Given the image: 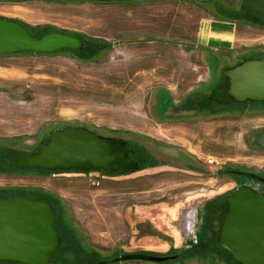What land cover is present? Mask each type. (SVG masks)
I'll list each match as a JSON object with an SVG mask.
<instances>
[{
	"label": "rangeland",
	"instance_id": "rangeland-1",
	"mask_svg": "<svg viewBox=\"0 0 264 264\" xmlns=\"http://www.w3.org/2000/svg\"><path fill=\"white\" fill-rule=\"evenodd\" d=\"M211 17L235 22L232 49L194 47L201 19ZM0 18L23 23L36 37L57 31L102 45L96 52L0 55V168L17 170L0 172V198H56L86 252L104 264H238L206 230L218 233L223 203L215 199L234 189L226 169L264 176V107L209 102L203 118L161 102L180 105L237 53L264 54V0H0ZM207 26L203 21L200 40L216 29ZM67 128L124 141L136 168L15 167L19 156ZM176 151L183 165L169 163ZM191 159L198 170L188 167ZM209 201V219L202 220ZM168 252L183 255L113 261L126 253Z\"/></svg>",
	"mask_w": 264,
	"mask_h": 264
},
{
	"label": "water",
	"instance_id": "water-1",
	"mask_svg": "<svg viewBox=\"0 0 264 264\" xmlns=\"http://www.w3.org/2000/svg\"><path fill=\"white\" fill-rule=\"evenodd\" d=\"M63 49L82 51L84 42L59 32L36 38L18 22L0 18V55ZM226 75L229 94L237 101H264V59L243 62ZM113 146L121 148L124 141L85 128H67L55 131L35 153L19 156L14 164L28 170H133L136 166L127 160L128 154ZM227 203L221 244L241 264H264V195L239 187L227 197ZM55 216L50 202L42 197L12 195L0 200V261L45 264L59 246ZM133 259L165 261L168 257L126 253L114 260Z\"/></svg>",
	"mask_w": 264,
	"mask_h": 264
},
{
	"label": "flooded vegetation",
	"instance_id": "flooded-vegetation-1",
	"mask_svg": "<svg viewBox=\"0 0 264 264\" xmlns=\"http://www.w3.org/2000/svg\"><path fill=\"white\" fill-rule=\"evenodd\" d=\"M233 57H235V58L230 64H226L225 63L226 61H224V63L221 66L218 64L217 67H215L217 69L213 68L211 71H209L210 74L209 73L207 74V81L202 84V89L197 90L191 96H188L184 101L180 102V105H177V106L172 105V100L171 99L169 100V98H167V99L163 100V102H161V106L163 108H166V107H169L171 105V108H168V109L176 111L177 114H180V113L181 114H192L195 112L196 113L195 116L200 115L203 118L204 117L209 118V115H210L209 102L213 103V105L216 107L219 105L226 107L227 104H232V99L234 100V98L229 94L230 81H229V77L226 75V72H228L230 69L236 67L237 65H239L243 62H246L249 60L264 59V54L253 53V54H246L243 56V54L237 53ZM210 81H211V83H210ZM217 83L219 84V87H217L215 89L212 86V88H213L212 89L211 85L215 86ZM211 96H213V97H211ZM214 96H217V97H214ZM226 98L228 99V101H226ZM242 102H244V103H241V104H245V106L248 108H258L260 106L264 107V101H252V100L247 101L246 100V101H242ZM126 144L127 143H124V145H126ZM112 148H113V150L126 152L128 154L127 160L131 163L134 162L131 155H130L131 154L130 150L127 152L123 149V148H125V146H123L121 148H117L116 146H113ZM175 153H176V158L170 159L169 163L170 164L175 163L174 165H183V163L185 162L184 161V155L178 151H176ZM157 157L162 158L159 155ZM172 161H173V163H172ZM191 162H193L194 164L189 163L188 165H190V166H188V167H191L193 170H198L199 165L196 164L198 161L197 160L194 161L193 159H191ZM113 173H115V172H113ZM226 173H228L230 175L231 179L233 180V188L234 189L232 190V192L229 195L225 196V194L224 195L220 194L218 196V198L215 199V201H218V203H220V202L223 203L221 210H219L221 213L219 214L218 219L216 220L218 225H220L219 231H218V233H216V230H214L212 228H208V229L206 228L207 229L206 230L207 231L206 236H208L207 238L212 237L213 240H216V237H217L218 238V244L221 247H223V245L221 244V231H222L224 218L228 212L227 197H229L239 187H248L252 191L256 192L257 194L264 195V176L261 173L253 172V171H250L246 168H236V169L235 168H232V169L228 168V169H226ZM15 195H17V194H15ZM19 195L20 196H26V195H22V194H19ZM10 196H12V195H10ZM10 196H3L0 198V200L6 199ZM220 197H223V199H220ZM209 203H210V201L208 203H206V205H205V207H207V208L204 210L202 220L205 219L206 215H207V219H209V216H210L209 215L210 208H208ZM197 237L200 238L199 235H197ZM182 255H183L182 252L181 253H177V252L169 253L168 252L167 254H164L163 256L168 257L167 260H173V259H180ZM113 261H117V260H113ZM236 262L238 264H241L237 259H236Z\"/></svg>",
	"mask_w": 264,
	"mask_h": 264
},
{
	"label": "trees",
	"instance_id": "trees-1",
	"mask_svg": "<svg viewBox=\"0 0 264 264\" xmlns=\"http://www.w3.org/2000/svg\"><path fill=\"white\" fill-rule=\"evenodd\" d=\"M12 21H15V20H12ZM15 22H18L19 24H21L31 34L30 29L26 25H24L23 23L19 21H15ZM51 32H57V31H51ZM59 33H63V32H59ZM73 36L81 39L84 42V49L82 51H73L70 49H63L61 51H69L71 53L86 52V51H89L90 48H93L95 49V52H96V50L99 51L100 49H102V45H99V47H97L96 44H93V46L88 45V41L84 39L82 36H79V35H73ZM39 37L41 36H38L36 38H39ZM19 53H30V52H19ZM91 53H93V51ZM14 54H18V53H14ZM39 54H50V53H39ZM90 57H91V54L89 55V58ZM7 165L9 164L7 163ZM144 165L146 164L144 163ZM2 167L4 166H1L0 172H5V173H16L17 172V170L13 168L12 164L10 165L9 170L7 167L6 168H2ZM41 171H44V170H41ZM71 171H76V170H71ZM49 172H52V171H49ZM35 196L42 197V198L49 200L51 209L56 214L53 226H54L55 232L57 233L60 239V245H59L58 250L55 251L54 255L50 259L51 264H104L105 262L104 260H101L99 259V257H96L86 252V250L83 247V244H81L80 240L74 233L73 227L67 223L68 221L64 217V211L62 207L60 206L59 202H57L56 198L46 195V194H40V193H37ZM204 243L205 242L202 241V245ZM225 253L227 254L229 253L228 254L229 258H232L233 255L230 252L225 251ZM0 264H22V263L10 262V261H0Z\"/></svg>",
	"mask_w": 264,
	"mask_h": 264
},
{
	"label": "crops",
	"instance_id": "crops-1",
	"mask_svg": "<svg viewBox=\"0 0 264 264\" xmlns=\"http://www.w3.org/2000/svg\"><path fill=\"white\" fill-rule=\"evenodd\" d=\"M208 22L207 27H216L215 30L211 31L209 28L206 30L204 40H200L201 26L202 22ZM213 24V26H211ZM235 22L233 23L231 20L220 19L218 17H211L210 19H201L199 23V28L196 34V44L194 47H206L213 51H217V48H233V41L235 39V30H234ZM210 39L214 41V44H209L207 40ZM165 89V88H163ZM166 90V89H165ZM234 98V97H233ZM234 100H236L234 98Z\"/></svg>",
	"mask_w": 264,
	"mask_h": 264
}]
</instances>
